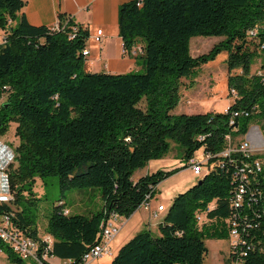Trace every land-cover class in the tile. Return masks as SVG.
Instances as JSON below:
<instances>
[{"label": "trees", "instance_id": "trees-1", "mask_svg": "<svg viewBox=\"0 0 264 264\" xmlns=\"http://www.w3.org/2000/svg\"><path fill=\"white\" fill-rule=\"evenodd\" d=\"M25 4V0H0V29L8 32L0 47V134L14 121L20 138L15 161L7 168L14 200L0 204V214L11 213L15 225L37 238L39 230L30 212L37 198L22 196L25 189H32L36 177L58 176L62 192L98 188L103 200L99 211L71 214L65 201L59 200L48 218L51 255L79 263L100 241L111 213L130 217L148 195L157 193L162 181L180 170L159 169L133 179L137 170L165 156L174 141L184 159L203 149L211 155L212 165L174 196L159 234L139 231L120 247L111 264H207L205 240L229 238L224 220L232 214L237 184L234 164L217 163L213 156L226 148L227 135L236 142V135L249 131L254 115L264 118V82L259 72L251 74L257 54L248 47L249 39L257 42L258 49L264 43V0L124 2L119 7V33L126 48L143 45L139 57L144 59L145 72L119 74L86 70L83 50L91 35L87 28L63 14L58 30L33 25L21 13ZM74 25L78 31L72 37ZM253 29L255 36L250 35ZM195 36L224 38L209 52L194 56ZM224 50L230 94L233 88L237 91L227 111L174 113L182 78ZM235 69L241 72L232 74ZM240 109L250 110L251 115L237 116L231 124L233 112ZM257 158L262 161L264 156ZM257 194L252 205L256 213L244 211L249 217L242 223V238L252 246L244 264H264L263 176ZM214 201L209 220L198 226L196 213ZM0 249L11 262L26 264L1 238ZM231 261L228 253L224 263Z\"/></svg>", "mask_w": 264, "mask_h": 264}, {"label": "rangeland", "instance_id": "rangeland-1", "mask_svg": "<svg viewBox=\"0 0 264 264\" xmlns=\"http://www.w3.org/2000/svg\"><path fill=\"white\" fill-rule=\"evenodd\" d=\"M223 38L222 36L193 37L191 39L192 55L197 56L209 52L212 47ZM248 47L250 50L256 51L257 55L252 64L251 74H257L262 71L264 51H260L257 48V42L254 40L249 39ZM227 57L228 52L225 50L221 51L214 59L198 68L194 74L182 78L180 88L181 98L178 106L173 110L174 113H179L184 106L191 108L198 107L199 109L204 108L207 110L214 109L217 112H223L230 105L234 96L230 94L228 86L229 70L226 62ZM140 72H145V68ZM240 72V69H235L232 71V74ZM253 128L257 130L264 141V118L261 115H254L250 120L249 130ZM255 129H253L254 132L256 131ZM244 137L245 135H236L235 140L239 142ZM19 142L20 138L16 133V122L13 121L10 123L8 130L0 134V183H4L5 186L8 184L9 180L6 181V178H8L7 168L15 161L16 148ZM257 154L264 156V152H257ZM195 157L203 159L205 157L204 150H197L195 152ZM185 164L186 160L182 156V148L176 142L171 141V149L165 156L151 160L146 167L137 170L133 177L146 175L159 169L171 170L180 168L182 170H179V173H175L164 180L160 186L162 191L167 192L169 187L178 184L174 189H171L172 193H174L173 195H175L178 191H181V189L184 190L200 179V176H196L190 167L183 168ZM180 182L182 183L179 184ZM22 196L25 199L37 198L36 204L30 206V212L36 222L39 232L43 235H46L48 218L59 200L65 201V206L69 208L71 214L91 215L99 211L103 205V200L98 188H74L62 192L59 185V178L56 175L36 177L32 189H25L22 192ZM164 202L166 204L167 200H164ZM23 206H25V204L21 207ZM3 261L6 263L8 261V254L5 251L1 253L0 264ZM213 261L212 253H210L206 258V262L207 264H213ZM8 264L15 263L8 261Z\"/></svg>", "mask_w": 264, "mask_h": 264}, {"label": "built area", "instance_id": "built-area-1", "mask_svg": "<svg viewBox=\"0 0 264 264\" xmlns=\"http://www.w3.org/2000/svg\"><path fill=\"white\" fill-rule=\"evenodd\" d=\"M51 28L52 30H58L61 26L58 23L51 26ZM76 31H78V26H72V37L75 35ZM256 32L257 30L253 29L250 31V35L255 36ZM103 36L104 30L99 28L94 35H90V38L92 37L95 42L100 43L103 40ZM7 40V30L0 29V47L3 46ZM259 49L264 50V43L260 44ZM124 53L131 57L138 58L144 53V47L139 43L133 45L131 48H126L124 46ZM83 54L87 59L90 54L88 45L84 48ZM259 75L264 82V72L260 71ZM4 88L7 89L8 86H4ZM231 94L236 98V89L233 88ZM227 109L225 111H227ZM250 115V110L240 109L234 111L230 123L235 124L234 119L237 116L248 117ZM251 130L245 134V137L240 142H235L232 134L227 135L226 148L213 156L218 157L217 163L220 162L225 164V162L228 161L235 166V179L237 184L231 198L232 214L224 220L230 239V250L228 252L232 254V261L230 264H244V256L247 255L248 249L252 248V246L242 238V232L245 229L242 223L246 222L249 217L248 212L244 213V211H249L248 209H251L250 211L255 212V208H252L253 201L257 200V192H260L261 178L262 176L264 177V160H262V166H255L257 152L262 151V149L264 151V141L255 129L256 131L254 132V135L260 143L259 147H255L249 139V133ZM236 155H239L240 158L235 157ZM210 158L211 155H205L203 159H198L193 156L187 159L186 166L190 167L195 175L201 177L202 174L208 171L209 166L212 165L209 163ZM7 180L8 178H6V181ZM151 198L152 196L148 195L140 207L150 209ZM13 200L14 192L10 189L9 180L6 186L4 183H0V204L11 203ZM163 206V204L158 206L157 211L153 213L154 217H157L158 213L162 212ZM215 207L216 202L214 201L208 205V208L196 213L198 226L202 227L204 223L209 220L208 213ZM65 213H68L67 209H65ZM120 218L121 216L117 213L110 214L107 224L102 230L100 241L84 253L79 263H76L73 259H63L61 264H89L91 261L96 260L105 254H111V241L121 229L119 224ZM0 232L8 240L12 241V246L17 251L21 252L23 259H26V264H52L50 257L54 255H51L50 252L53 247V238L45 235L35 238L27 235L20 227L13 223L11 213L0 214Z\"/></svg>", "mask_w": 264, "mask_h": 264}, {"label": "crops", "instance_id": "crops-1", "mask_svg": "<svg viewBox=\"0 0 264 264\" xmlns=\"http://www.w3.org/2000/svg\"><path fill=\"white\" fill-rule=\"evenodd\" d=\"M25 1L26 4L21 10V13L25 14L27 20L33 25L54 26L60 22V14H63L66 18L71 19L76 24L87 28L91 36L94 35L99 28L104 30L103 40L100 43L95 42L92 37L88 41L90 54L86 60L87 71L119 74L141 71L144 68V59L142 57L134 58L124 53L123 39L119 33V7L124 2L130 0ZM183 108L179 113H204L216 111L214 109H199L198 107L191 108L184 106ZM249 139L255 147L260 146L259 141L254 135L253 129L249 133ZM185 160L187 161V159ZM187 167L186 164L183 166V168ZM181 170L182 169H180V171ZM140 176L142 175H138L135 178L133 177V179L137 180ZM162 182L157 187V193L154 194L150 200V209L139 207L130 217L127 218L121 216L119 220L121 227L120 232L111 241L112 253L105 254L100 258L91 261L89 264H111L120 247L143 229H149L153 233L159 234V224L163 220L167 211L159 212L157 217H154L153 213L157 211L160 204H163L168 210L174 196L179 192L185 191L186 188L188 189L194 184L189 185L184 190L181 189V191H178L173 195L174 193H172L171 189H174L178 184L169 187L167 192H164L160 189ZM181 183L182 182L179 184ZM164 200H167L166 204ZM39 236H43V234L39 232ZM45 236L51 237L47 231ZM205 242L208 246L209 254L212 253L214 259L213 264H225V257L230 250V239L207 238ZM62 260V258L57 256L50 257L52 264H61ZM8 261L11 262L9 257ZM8 261L7 263L3 261L1 264H8Z\"/></svg>", "mask_w": 264, "mask_h": 264}, {"label": "bare ground", "instance_id": "bare-ground-1", "mask_svg": "<svg viewBox=\"0 0 264 264\" xmlns=\"http://www.w3.org/2000/svg\"><path fill=\"white\" fill-rule=\"evenodd\" d=\"M260 152H264V151H260ZM262 160H264V159H262ZM255 166H262V161H261L259 158L255 159ZM165 210H166V208H165V206H163L162 211H165ZM105 225H106V224H105ZM105 225H104V227H105ZM101 234H102V231H101ZM0 238H1L5 243L9 244V245L11 246V248L14 250V252L18 253V254L23 258V256L21 255V252H20V251H17V250L12 246V241L8 240L5 236H3V235L1 234V232H0ZM50 238H51V237H50ZM1 253H2V250L0 249V256H1ZM24 260H25V263H26V259H24Z\"/></svg>", "mask_w": 264, "mask_h": 264}, {"label": "water", "instance_id": "water-1", "mask_svg": "<svg viewBox=\"0 0 264 264\" xmlns=\"http://www.w3.org/2000/svg\"><path fill=\"white\" fill-rule=\"evenodd\" d=\"M199 182H201V180Z\"/></svg>", "mask_w": 264, "mask_h": 264}]
</instances>
